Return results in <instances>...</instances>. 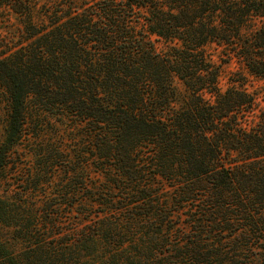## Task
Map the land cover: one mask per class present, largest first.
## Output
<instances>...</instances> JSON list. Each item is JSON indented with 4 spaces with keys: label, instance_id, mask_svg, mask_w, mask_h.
Masks as SVG:
<instances>
[{
    "label": "trees",
    "instance_id": "1",
    "mask_svg": "<svg viewBox=\"0 0 264 264\" xmlns=\"http://www.w3.org/2000/svg\"><path fill=\"white\" fill-rule=\"evenodd\" d=\"M0 16V264H264V0Z\"/></svg>",
    "mask_w": 264,
    "mask_h": 264
},
{
    "label": "rangeland",
    "instance_id": "2",
    "mask_svg": "<svg viewBox=\"0 0 264 264\" xmlns=\"http://www.w3.org/2000/svg\"><path fill=\"white\" fill-rule=\"evenodd\" d=\"M41 3L44 2V0H39ZM10 22L13 24V27L16 26L15 18L13 15H9ZM2 18L0 16V27L2 25ZM1 32V29H0ZM212 52V51H211ZM217 53L213 54L212 60L216 63H218V60L216 58ZM241 69L240 67L233 61H230L229 64L222 65L220 67V86L222 89L227 87L228 79L234 74L240 72ZM244 88H246L249 92H257L260 91V89L264 88V81L256 79L252 76L247 75V82L245 83ZM261 93H264L263 91H260ZM258 100L261 103V106H264V100L259 97ZM6 104L3 100H0V143L3 139V134H4V127H5V118H6Z\"/></svg>",
    "mask_w": 264,
    "mask_h": 264
}]
</instances>
